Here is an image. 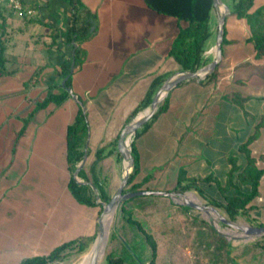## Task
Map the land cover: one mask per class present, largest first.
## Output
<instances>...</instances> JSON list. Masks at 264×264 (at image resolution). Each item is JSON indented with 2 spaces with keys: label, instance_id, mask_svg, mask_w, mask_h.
Listing matches in <instances>:
<instances>
[{
  "label": "crops",
  "instance_id": "1",
  "mask_svg": "<svg viewBox=\"0 0 264 264\" xmlns=\"http://www.w3.org/2000/svg\"><path fill=\"white\" fill-rule=\"evenodd\" d=\"M22 1L36 9L35 22L13 25L8 43L31 44L34 56L8 59L6 68L13 74L0 76V264H20L47 256L64 243L97 235L100 206L81 204L69 187L73 173L67 162L68 129L82 110L88 123L82 148L87 154L83 169L88 172L97 152L104 150L97 173L102 179L110 171L112 184L106 190L108 194L110 190L117 191L125 167L113 144H118L122 130L133 120L131 115L147 96L153 81L159 77L166 81L184 72L171 51L181 29L188 26L185 21L152 10L144 0H79L84 11L77 24L88 29V34L81 42L82 62L71 74V96L60 106L39 110L19 137L25 119L47 96L49 87L63 83L60 74L68 64L72 65L75 52L70 31L74 6L68 0ZM1 5L6 6L3 2ZM215 15L218 16L216 10ZM240 21L244 23L241 42L252 47L250 58L263 67L264 76V61L255 59L254 45L248 41L249 28L244 20ZM214 24L213 19L212 28ZM227 39L229 47L239 44L233 36ZM205 49V57L213 62V38ZM233 57L223 54L220 64L233 70L238 65ZM225 70L211 80L186 81L170 92L167 110L135 139L140 164L135 183H145L152 175L150 170L162 165L167 169L169 166L170 174L178 178L184 166L205 162L201 156L210 143L217 144L213 139L225 104L229 121L242 112V119L252 118L256 128L259 119L264 118L263 110L256 113L258 117L249 111L246 115L241 106L226 101L221 84L232 74ZM244 97L250 98L246 103L254 99ZM255 99L263 108L264 96ZM238 160L243 167L246 161ZM190 174L197 177V173ZM177 183L168 192L174 191ZM189 199L197 203L195 197ZM214 236L219 239V235ZM232 244L227 243L224 250L223 241L219 240L212 249L207 240L203 241L199 263L264 264L262 250L240 249ZM209 256L214 259L208 260Z\"/></svg>",
  "mask_w": 264,
  "mask_h": 264
},
{
  "label": "rangeland",
  "instance_id": "2",
  "mask_svg": "<svg viewBox=\"0 0 264 264\" xmlns=\"http://www.w3.org/2000/svg\"><path fill=\"white\" fill-rule=\"evenodd\" d=\"M222 1L226 5L230 2V0ZM263 6L264 0L255 1V9ZM216 18L218 19V16ZM217 19L214 21L215 24L213 27L215 31V36L213 37L215 46L218 30ZM19 22L32 24L35 22V17L31 19H20L16 17L9 8L0 5V36L4 31L3 38L7 48V59H28L30 56H34L32 53L33 46L31 44L26 45L25 42H16L13 44L12 42L9 45L8 43L9 36L11 37V35H13L11 27ZM243 25L244 23L238 20L236 16H228L226 22L227 38L233 36L239 41V44L234 47L225 45L223 47V54L225 56L228 54L234 56L233 58L238 65L231 70L225 66V63H222L218 67L217 72L227 69L225 73L232 74L229 80L226 79L221 84V87L224 88L226 101L231 100L230 98L235 96L253 97L254 99L252 101L244 104L243 111L247 113L250 112L249 114H251V116L254 114L258 117L256 113H258L259 110L264 111V107L261 108V103L255 99L256 97L264 96L263 67L260 64L257 65L252 58H250L253 51L252 47L241 42L244 37ZM226 105L227 104H225L224 111L217 120V138L215 137L213 139L217 141V144L210 143L208 151L204 152L201 156V160L205 162L201 163L200 161H196L193 165L189 164L182 169L185 171L188 181L189 179L195 178L190 174L191 171L197 173L196 179H203L206 177H211L212 179L209 182L200 181L197 186L190 191H178V193H186L188 197H195L202 201L203 204L215 207L221 216L235 224L259 227V224H264V178L261 184L260 196L254 203L255 210L253 211V217L256 218L253 220L252 224L243 217H238L235 221H232L220 207L211 203V200H215L221 204L225 203L221 191L227 188L228 185L230 177L229 172L232 168L229 160L235 157L240 159L243 163L246 161L245 156L237 152V148L239 144L241 145L248 140L249 135L255 133L252 118L250 120L247 119L248 121L242 119V112L241 114H236V117L234 116L232 119L233 121H229V118H227L228 113ZM259 120L261 122L262 119L260 118ZM147 127L144 129L146 130ZM142 131L143 130H140L138 135H142ZM210 140L211 138H209V141ZM252 151L253 156L258 160V166L264 167V121H262L259 138L252 145ZM150 172L152 175L147 177L141 189L148 186L150 188L149 191L168 192L179 179V177L177 178L170 174L169 166L167 169V166L164 167L162 165L161 167L151 169ZM107 173H109L107 177L102 178L105 189L109 187L110 183L112 184L113 179L112 173L110 171H107ZM79 180L81 181L80 177ZM234 183L240 186L237 175H234ZM196 188L200 189L203 193L202 196L196 191ZM242 189L245 191L248 188L244 187ZM116 192L117 191L110 190L109 195L113 197ZM92 194L97 199L99 191L93 189ZM184 207L185 206L177 205L167 197L156 196L136 197L121 204L115 212L114 218L110 224L109 239L104 256L100 259L99 264H106L105 258L107 255L121 257L125 261V264H149L152 259V248L142 230L150 235L152 240L157 243L158 256L156 264H200L198 258L199 248L205 240L208 241L212 249L216 242L219 243V240H222L223 245L221 246L224 250H227V243H233L232 245H238L240 249L243 247H255L263 251L258 243H262L264 237L246 238L242 231L231 228L219 221L215 223V221L212 220L211 224L204 213ZM130 211L132 212V219L139 223L142 230H139L137 225L131 224L128 221L127 213ZM215 214L217 215V213ZM220 232L225 233V235H222ZM214 235H219V239L215 240ZM92 247L93 245L87 250L89 252L85 251L84 253H79L74 250L67 259L57 264H87ZM262 253H264V251ZM211 257L209 256L208 260L211 261V259H214L213 256ZM263 257L264 254L261 258Z\"/></svg>",
  "mask_w": 264,
  "mask_h": 264
},
{
  "label": "trees",
  "instance_id": "3",
  "mask_svg": "<svg viewBox=\"0 0 264 264\" xmlns=\"http://www.w3.org/2000/svg\"><path fill=\"white\" fill-rule=\"evenodd\" d=\"M74 7V23L71 28L72 39L74 40L75 48V67L82 62L83 50L81 48V42L88 34V29L78 25L81 11H84L79 0H68ZM256 0H230L227 4L230 8V15L236 16L240 20H244L249 28L250 37L248 41L254 45L255 59L257 61H264V6L260 8H254ZM149 8L152 10L174 17L179 21H185L188 26L185 29H181L177 40L172 48L171 54L175 57L177 63L181 66L182 71H196L211 62L210 58L205 57L206 43L215 36V31L211 27V23L216 17L213 0H144ZM1 5V2H0ZM28 19V18H24ZM217 27V21H216ZM218 33V30H217ZM4 31L0 36V76L13 74L8 71L6 64L8 59L6 58V45L4 43ZM229 43L227 39V32L225 29V36L223 41V47ZM67 69L64 70L60 76L65 80L69 76V79L65 82V85L55 83L49 87L47 96L42 102L37 103L32 113L25 119L24 126L19 132V137L26 131L31 119L41 109L49 106H60L71 94L68 89L71 88V64H68ZM217 75V70L209 75L206 80H211ZM165 81L164 78H156L147 96L142 101L141 105L133 112L130 120L134 119L140 112L146 109L152 102L159 87ZM56 89H59V93H54ZM232 102L244 108V104L250 100L249 97H232ZM169 105V96L165 99L160 106L158 112L149 122H153L160 114L165 112ZM248 115L247 112H245ZM129 120V121H130ZM262 121L256 126L255 133L248 139L247 142L239 146V152L246 158V163L242 167L238 165V159L233 157L229 161L232 168L229 172V181L227 188L223 189L222 196L224 204L211 200V203L217 207H220L229 219L235 221L238 217H243L250 224L256 217H253V211L255 210L254 203L261 193V184L264 178V167L258 166V160L253 156L252 145L259 138ZM147 124V126L149 125ZM145 126V127H147ZM88 135V123L86 117L80 110L75 122L68 129L67 136V162L72 176L69 182L71 193L75 199L81 204L87 206H100L101 212L103 210L102 204L97 203L96 197L92 194V187L90 185L80 184L74 178V173L78 169V165L81 163L84 157L82 148L85 145ZM138 136V135H137ZM137 138V137H136ZM135 142V141H134ZM132 144V155L134 158V168L130 174L128 185L126 186L124 193L136 192L141 190L142 184L135 183V178L139 174L140 164L139 156L136 150L135 143ZM117 142L113 144L115 147ZM104 150H100L96 154V160L91 164L89 171L82 169L79 177L82 182L92 183L99 191L100 200L103 204L109 203L112 196H110L105 189L103 180L97 173V166L103 159ZM234 175H237V179L240 186L234 183ZM212 178L206 177L203 179L192 178L189 181L186 178L185 171L181 170L177 187L174 191H190L195 188L200 181L209 182ZM186 181V182H185ZM248 188L243 190L242 188ZM196 191L202 196L203 193L200 189L196 188ZM211 199V198H210ZM125 203V202H124ZM122 203V204H124ZM189 208V207H184ZM128 221L131 224L137 225L139 230H142L139 223L132 219V212H128ZM259 227L264 224H259ZM145 237L152 248V259L149 264H156L157 259V243L152 240V237L148 235L144 230ZM95 237L89 239H82L74 242L64 243L55 248L49 255L43 257H35L22 261L20 264H57L69 257V255L76 250L79 253L87 251L94 243ZM258 245L264 251V240ZM89 252V251H87ZM86 252V253H87ZM106 264H125V261L121 257H114L113 255H107Z\"/></svg>",
  "mask_w": 264,
  "mask_h": 264
},
{
  "label": "water",
  "instance_id": "4",
  "mask_svg": "<svg viewBox=\"0 0 264 264\" xmlns=\"http://www.w3.org/2000/svg\"><path fill=\"white\" fill-rule=\"evenodd\" d=\"M213 5L215 10L218 14V33H217V41L215 46V58L213 62L210 64L196 70V71H186L180 72L173 75L171 78L167 79L160 87L158 92L155 94L152 102L150 105L140 112L130 123H128L125 128L122 130L118 144L117 150L119 155L122 158L124 163L125 172L123 175L122 183L115 193V195L111 198L109 203L103 204L100 200V195H97V203L103 205V212L99 218L98 224V232L93 244V255L91 259V264H99L100 261V254L104 256L105 248L109 239L110 235V227L105 228L104 220L109 214H113L117 211L118 207L133 198L142 197V196H161L167 197L174 203L180 206L189 207L195 210H198L207 216L211 210H213L218 215V221L222 224H225L231 228L236 230L242 231L246 238L249 237H264V227H255V226H246V225H239L235 224L225 217L221 216L215 207L206 205V204H197L189 199L186 193H178V192H154V191H136V192H129L124 193V190L129 182L130 174L134 168V158L132 155V144L135 141L137 135L139 134L140 130H144L145 126L153 119V117L158 112L160 106L163 104L165 99L169 96L170 92L179 86L180 84L190 81V80H197L199 82L206 80V78L214 73L217 69V66L221 63L223 59V41L225 36V24L226 18L230 14V8L226 5L222 0H213ZM224 7V11L220 10V7ZM76 48V46H75ZM75 55V52H74ZM75 70V59L72 61L71 65V74ZM69 79V76L65 78L62 85H65V82ZM71 93V89H68ZM73 99L78 101L77 96L72 95ZM130 138V142L127 143V140ZM87 162V154L85 153L83 160L81 161L77 171L75 172L74 178L80 184L90 185L94 190L97 188L88 182H82L79 180V174L81 170L85 167ZM210 223L212 224L213 218L208 217ZM222 235L225 233L220 232ZM239 238V237H238Z\"/></svg>",
  "mask_w": 264,
  "mask_h": 264
},
{
  "label": "built area",
  "instance_id": "5",
  "mask_svg": "<svg viewBox=\"0 0 264 264\" xmlns=\"http://www.w3.org/2000/svg\"><path fill=\"white\" fill-rule=\"evenodd\" d=\"M0 2H3L20 19H31L36 16V9L26 5L22 0H0Z\"/></svg>",
  "mask_w": 264,
  "mask_h": 264
},
{
  "label": "bare ground",
  "instance_id": "6",
  "mask_svg": "<svg viewBox=\"0 0 264 264\" xmlns=\"http://www.w3.org/2000/svg\"><path fill=\"white\" fill-rule=\"evenodd\" d=\"M220 9L222 10V12L224 11V7H223V6H221ZM129 142H130V138L127 140V143H129ZM196 200H197V204H203V202L200 201L199 199L196 198ZM114 214H115V213H113V214H109V215L105 218V220H104V226H105L106 229L110 227V224H111V222H112V220H113V218H114V217H113ZM206 217H211V218H213V220L215 221V223L218 222V216L213 212V210H211L210 213H209ZM92 255H93V248H92V250H91V252H90V255L88 256L87 264H91ZM102 258H103V255H102V253H101V254H100V259H102Z\"/></svg>",
  "mask_w": 264,
  "mask_h": 264
}]
</instances>
